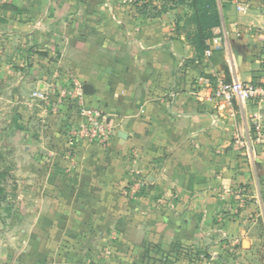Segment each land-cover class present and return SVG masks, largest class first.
I'll return each instance as SVG.
<instances>
[{
    "label": "crops",
    "instance_id": "1",
    "mask_svg": "<svg viewBox=\"0 0 264 264\" xmlns=\"http://www.w3.org/2000/svg\"><path fill=\"white\" fill-rule=\"evenodd\" d=\"M240 1L218 0L221 45L197 58L178 0H0V92L19 109L0 264H264V103L200 81L259 80L264 0ZM73 82L106 144L33 95Z\"/></svg>",
    "mask_w": 264,
    "mask_h": 264
},
{
    "label": "built area",
    "instance_id": "2",
    "mask_svg": "<svg viewBox=\"0 0 264 264\" xmlns=\"http://www.w3.org/2000/svg\"><path fill=\"white\" fill-rule=\"evenodd\" d=\"M240 8L244 3L240 0H233ZM222 38L216 37L209 41V47L204 51L206 56L221 45ZM261 75L259 80L240 81L233 79L226 81L223 76L201 77V84L211 89V96L218 98L222 102L231 104L232 102H255L264 103V48L261 53ZM34 96L39 97L45 102H49L51 96H55L56 104L51 106L57 111L58 104L64 103L71 109L72 119L68 124L67 130L70 136L78 140H87L99 144H106L113 134V128L106 114L101 110L87 106L85 102V93L82 85L73 82L65 87H53L44 92H34ZM251 137L255 143L261 144L264 157V127L255 122L252 128Z\"/></svg>",
    "mask_w": 264,
    "mask_h": 264
},
{
    "label": "trees",
    "instance_id": "3",
    "mask_svg": "<svg viewBox=\"0 0 264 264\" xmlns=\"http://www.w3.org/2000/svg\"><path fill=\"white\" fill-rule=\"evenodd\" d=\"M184 3L189 12L185 15V25L191 27L187 30L186 37L191 43L197 58L203 56L209 47V41L213 37H221L220 32H215L221 25L218 0H178ZM9 173L8 168H0V211L9 212L10 205L6 198L5 176Z\"/></svg>",
    "mask_w": 264,
    "mask_h": 264
},
{
    "label": "rangeland",
    "instance_id": "4",
    "mask_svg": "<svg viewBox=\"0 0 264 264\" xmlns=\"http://www.w3.org/2000/svg\"><path fill=\"white\" fill-rule=\"evenodd\" d=\"M16 81L11 80L9 83L10 88L15 86ZM10 98L12 99V93H4L0 92V168H8L9 173L5 176L4 184L6 186V198L4 200V205L6 203L8 205L11 204L12 196L15 194V188L13 187L16 184V180L18 179V174L15 171H11L12 168L16 165V135L10 130L12 126H7L9 122H12L17 119V112L19 109L15 103L9 102ZM12 101V100H11ZM56 104V101L53 100ZM54 104V105H55ZM62 104V106H61ZM58 104L57 110H67L70 111V107L64 103ZM53 105V106H54ZM61 107V108H60ZM70 115V114H69ZM9 128V131L7 128ZM13 207H11V210ZM7 212L3 210L0 211V228L5 223V218L7 217Z\"/></svg>",
    "mask_w": 264,
    "mask_h": 264
},
{
    "label": "water",
    "instance_id": "5",
    "mask_svg": "<svg viewBox=\"0 0 264 264\" xmlns=\"http://www.w3.org/2000/svg\"><path fill=\"white\" fill-rule=\"evenodd\" d=\"M83 91L85 93H90L91 92L90 85L89 84H84L83 85Z\"/></svg>",
    "mask_w": 264,
    "mask_h": 264
}]
</instances>
